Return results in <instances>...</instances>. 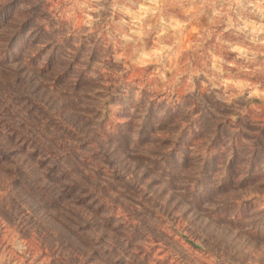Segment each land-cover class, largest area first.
I'll list each match as a JSON object with an SVG mask.
<instances>
[{"label": "rangeland", "instance_id": "rangeland-1", "mask_svg": "<svg viewBox=\"0 0 264 264\" xmlns=\"http://www.w3.org/2000/svg\"><path fill=\"white\" fill-rule=\"evenodd\" d=\"M6 135L0 264H264V0H0Z\"/></svg>", "mask_w": 264, "mask_h": 264}, {"label": "trees", "instance_id": "trees-1", "mask_svg": "<svg viewBox=\"0 0 264 264\" xmlns=\"http://www.w3.org/2000/svg\"><path fill=\"white\" fill-rule=\"evenodd\" d=\"M6 136H7V138L5 140L2 139V138H0V143L4 147V148H2V151L0 150L1 151V154H0V162L1 161L4 162L6 159L12 160L13 161V164H14V167L13 168L17 172L19 169H21V166H18V168H17V164H16V153L15 152H8V149H10L12 147L11 145H12L13 142H11V141H13L14 139L12 138V136H9V135H6ZM8 170H9V172L11 171V169H8ZM53 200L54 199H52L51 201H53ZM59 200L62 201L61 199H59ZM93 213H94L93 217L96 216L98 214V208L97 209H93ZM99 221H102V220L99 219ZM88 224H89V221H87V225ZM105 224H106V226H109V227H111L113 225L112 221L109 224H107V223H105ZM115 227L116 226H113V229ZM83 238L84 239H89L88 236H86V234H84ZM90 245H92V247H93V252L96 253L97 250H98V247H95L96 245L93 243V240L90 241ZM112 247H113L114 251H116V254L114 256H118V253H117L118 244H115ZM118 251L120 253H123L121 248ZM125 251H127L126 248H125Z\"/></svg>", "mask_w": 264, "mask_h": 264}]
</instances>
